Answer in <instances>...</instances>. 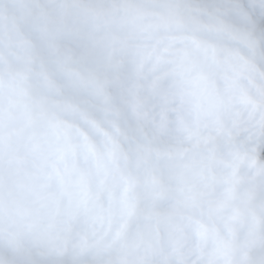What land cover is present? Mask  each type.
Here are the masks:
<instances>
[{"label": "clouds", "instance_id": "obj_1", "mask_svg": "<svg viewBox=\"0 0 264 264\" xmlns=\"http://www.w3.org/2000/svg\"><path fill=\"white\" fill-rule=\"evenodd\" d=\"M61 2L74 31L109 25L96 32L91 54L80 45H50L60 76L81 95L66 102L62 87L50 86L42 71L25 84L18 67L0 82V120L6 143L15 147L23 127L36 152L37 141L50 144V163H75L71 180L80 181L77 187L86 183L95 196L82 229H114L130 205H142L122 245L87 258L100 264H141L151 255L170 264H264V243H251L264 219V197H254L264 184V0H174L165 9L111 11ZM21 3L0 0V23L18 18ZM75 119L98 136L92 149L65 126ZM18 183L13 176L12 197L0 207L5 238L31 207ZM63 247V239L43 248L5 244L0 264H24L33 250L43 257L48 248ZM72 255H83L79 244Z\"/></svg>", "mask_w": 264, "mask_h": 264}, {"label": "snow or ice", "instance_id": "obj_2", "mask_svg": "<svg viewBox=\"0 0 264 264\" xmlns=\"http://www.w3.org/2000/svg\"><path fill=\"white\" fill-rule=\"evenodd\" d=\"M66 6L61 0H22L21 15L14 20L0 23V82L6 75L14 73L18 67L24 70L20 74L25 84L30 83L29 76L32 72L42 71L50 86L62 87L66 102L73 103L78 100L81 93L60 76L50 45L54 43L62 47L80 45L87 47L91 54L93 50L90 45L97 39L96 32L102 26L107 29L109 25L98 23L94 30L74 31L65 23L63 14L59 11ZM76 6L100 11L147 7L165 9L173 7L174 0H78ZM37 11L38 17L34 15ZM116 22L118 21L114 18L112 23ZM79 50L77 48V51ZM13 53L17 57L15 61L12 59ZM25 93L31 95L30 89L25 88ZM92 122L100 132L104 131L98 116L93 114ZM65 126L75 128L90 149L97 145L98 136L91 131L87 122L75 119L67 121ZM37 143L41 145L39 152L29 145L23 127L15 147L12 143H6L3 122L0 120V207L12 197L10 184L13 176L19 179L17 191L22 193L24 204L31 206L27 209L28 219L18 221L14 231L7 238L3 237L7 223L0 221V246L18 243L43 248L52 239H63L62 249L48 248L43 257L36 256L33 250L31 260L25 261L24 264H100L99 261L89 260L88 253L91 251L99 253L105 248L122 245L132 235L137 223V213L142 205L140 203L130 205L126 218L114 229L109 228L103 232L82 229L80 225L91 209L94 194L86 183L77 187L80 181L73 183L71 180L75 163L71 167L50 163L48 161L50 144L46 140ZM164 183L161 176L162 186ZM254 197H264V184L256 186ZM158 210H163L162 206H158ZM58 217L62 218L59 224ZM257 233L251 243H264V219L260 220ZM76 244H79L82 256L72 255L73 245ZM141 264L170 262L166 258L161 260L156 255H151L141 258Z\"/></svg>", "mask_w": 264, "mask_h": 264}]
</instances>
